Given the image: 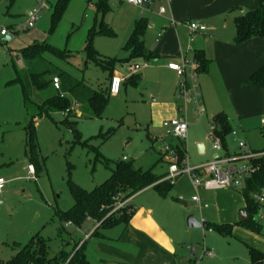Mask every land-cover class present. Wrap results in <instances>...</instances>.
Masks as SVG:
<instances>
[{
  "label": "rangeland",
  "instance_id": "obj_1",
  "mask_svg": "<svg viewBox=\"0 0 264 264\" xmlns=\"http://www.w3.org/2000/svg\"><path fill=\"white\" fill-rule=\"evenodd\" d=\"M87 1L69 0L53 23L52 11L56 0H0V30L6 28L10 36V40L3 41L0 34V177L6 181L4 192L0 196V264L16 253L17 243H27L31 235L36 233L45 240L50 257L62 250L70 253L85 241V254L90 264H113L110 261L112 257L96 248L98 238L93 235L86 237L99 223L88 218L78 227L57 216L59 211L67 210L73 204L69 180L83 189L91 190L109 176V168L102 160L96 159L95 148H98L101 156L111 161L122 159L123 156L126 160H132L136 169L146 170L154 165L153 173L159 174L172 162L163 146L175 145L179 141L167 133L162 125L164 121L180 115L185 118L188 125L184 138L186 163L191 167L211 159L212 141L206 131L211 123V112L225 113L233 124L238 121L227 93L221 97V103L215 106L213 94H204L203 99H206L208 105H204L202 113L195 109L196 104L192 99L184 102L179 98L178 76L175 74L173 81L172 76L161 68L162 58H151L146 67L138 70L132 69L133 64L143 60H131L130 66H127V62L117 63L116 70L121 76L138 74L146 82V87H143L142 82L138 85L128 82L125 87L122 84L118 95H110L103 114L100 117H89L87 102L90 95L99 88L106 89L109 77L118 72L113 71L108 75V72L86 57L84 47L88 31L97 15L96 7H88ZM96 1L92 0L94 5ZM108 2L112 11L106 13L104 20L109 23L115 35L94 36L92 46L99 54L107 57L126 56L123 46L129 35L125 29L128 28V20L133 12L136 17L143 14L147 20L146 47L155 54H159L156 53L159 49L164 54H170L167 51L171 50V44L159 47V41L156 40L162 22L157 15L159 6H143L145 10H140L138 7L122 4L119 0ZM248 6L241 5L226 14L231 36H234L235 30L233 18L252 9ZM33 9L38 11V16L34 26L28 28V10ZM216 22L218 23L217 20ZM205 34L208 36L209 33ZM192 35L199 37V34ZM34 41L46 42L60 53L46 51L42 58L22 60V66L19 65L15 59L16 52L13 51ZM191 57L192 55H187L188 59ZM42 71L48 72L49 78L58 76L62 94L71 101L67 111L51 112L50 116L36 115L38 104L50 96L61 94L51 84L41 91L33 87L30 73ZM17 76L21 82H14ZM203 76L207 77L206 74L198 73L197 81H201ZM240 95L241 92L237 94ZM26 97L28 100L25 101ZM199 100L203 105L200 96ZM32 116L39 170L30 162V153L26 148L24 126ZM74 119L77 121L79 142L75 141L71 129L63 124ZM99 133L110 136L102 140ZM148 134H157L160 138H154L152 144ZM244 135L250 148L264 149L261 118L247 120ZM230 136L227 138L228 150L236 146ZM198 144L203 146L202 152ZM29 164L33 166V173H28ZM237 192L241 193L240 190ZM168 194L175 198L173 206L167 209L163 204L161 207L169 227L168 237L172 248H159V256L163 257L165 252L168 253L166 264H188L189 260L193 264H253L250 248L264 254V203H258L261 207L251 215L259 230L234 225L238 226L236 232L233 227L232 235L222 236L215 229L208 232L205 225L188 227L186 218L193 214L197 221L204 219L211 225L225 222L235 224L241 221L239 218L242 208L231 205V199H224L222 194L213 190L196 191L185 173L174 179V185ZM195 195L202 197V203L208 204L209 208H199L193 204L190 199ZM158 196L156 190L150 188L132 197L131 203L136 207L133 213L135 221L143 219L142 207L150 204L152 199H159ZM128 199L117 207L115 218L121 219L119 213L130 209ZM179 201H184L186 206ZM152 208L153 215L156 216L159 204ZM184 210L189 213L185 215ZM245 213L247 218L248 214L246 211ZM170 223L172 226H169ZM125 227L120 221L110 227L99 228L98 231L113 240L109 244L126 245L123 240L118 241ZM139 245L143 249L147 248L146 242ZM204 249L213 256L205 255Z\"/></svg>",
  "mask_w": 264,
  "mask_h": 264
},
{
  "label": "trees",
  "instance_id": "obj_2",
  "mask_svg": "<svg viewBox=\"0 0 264 264\" xmlns=\"http://www.w3.org/2000/svg\"><path fill=\"white\" fill-rule=\"evenodd\" d=\"M68 1L69 0H56L52 11L53 23L61 15ZM256 3V6L251 10L233 18L235 29L233 43L239 44L250 38L256 37H260L264 40V0H256ZM95 7L97 11L95 24L88 31L87 44L84 47L87 59H91L93 63L99 65L102 70L108 72V75L112 74L117 63H129L131 60L154 59L152 52L146 47L144 40L148 26L145 17H140L134 21L132 30L123 46V50L126 52L125 57H107L99 54L92 46L94 36H114L115 33L104 20L106 13L111 10L108 0H97ZM46 51L60 53V51L46 42L31 43L20 48L17 53L22 60L33 61L42 58ZM194 59L198 63V73L206 72L208 59L204 57L202 51H195ZM47 74L48 72L46 71L30 73V81L36 90L41 91L49 86L51 78L47 77ZM109 79H111V76ZM128 79L130 83L137 84L140 78L138 74H130ZM14 82H21L20 77L17 76L14 79ZM245 83L262 88L264 95V65L252 72L246 79ZM109 98V85L106 89L99 88L94 90L87 102L88 116L100 117L109 102ZM26 100H28L27 97L25 98V101ZM70 102L69 98L64 97V95L59 96L56 94L50 96L41 104L37 105L36 115L50 116L51 112L67 111ZM33 117L34 116H32L24 126L26 131V148L30 153V162L32 161L34 166L39 170L40 166L37 162V152L35 148V123ZM211 119L213 126L210 128L208 136L215 134L220 140L224 154L228 155L227 138L233 130L229 118L225 113L218 112L214 114ZM63 124L71 129L75 141L79 142L76 119L70 123L65 121ZM109 136L110 134L100 135L99 133V137H101L102 140H105ZM157 137L158 136H153L150 139L151 142L153 143L154 138ZM171 147L175 162L181 167L182 162L186 159L185 142L178 141V143L171 145ZM94 153L96 154V159L102 160L103 164L109 168V176L91 190L83 189L69 180V192L73 199V204L67 210L59 211L57 213L60 220L69 222L78 227L82 226L88 218L99 223L96 229L92 230L90 235H97L99 234V228H107L120 221L125 225L128 223L135 208L130 205V209L127 210V212L122 210V212L119 213L121 219H118L114 217L116 212V210H114L116 202L124 201L130 198L133 194L147 187H152L159 195L165 197L173 187L174 181L165 179L166 173H153L154 165L146 170H140L134 168L132 160H108L101 156L98 148H95ZM251 161L256 167V170L246 179L245 187L241 190L245 202L243 208L247 212L248 217L244 221L241 220L235 224H207V227H210L212 231L215 229L222 236L232 235L234 225L259 230V226L254 225L251 215L252 212L256 211L257 208H260L261 205H259L258 202H255L251 194L259 192L264 183V156L257 157ZM62 228L63 227L61 226V229ZM16 248V253L2 264H90L85 254V241H82L78 248L74 247L73 251L70 253L62 250L58 254L50 257L48 255V246L45 240L39 235V233H36L31 235L27 243L23 245L17 243ZM249 254L251 263L253 264L264 259V254L255 248H250Z\"/></svg>",
  "mask_w": 264,
  "mask_h": 264
},
{
  "label": "crops",
  "instance_id": "obj_3",
  "mask_svg": "<svg viewBox=\"0 0 264 264\" xmlns=\"http://www.w3.org/2000/svg\"><path fill=\"white\" fill-rule=\"evenodd\" d=\"M119 2L122 4L125 3L134 6L132 4L124 2L123 0H119ZM154 4H156L159 7L163 6L166 8L164 13H159L157 10V15L159 16V19L162 21L159 27L161 28L159 32L162 31V35L158 38V40L156 36V40L159 41V47L161 46L164 47L168 44H171V50L167 51L170 54H164L162 49H159V52H156L159 54H155L154 52L151 51L154 57L153 60L162 58V62L160 65L161 68L166 73L170 74L174 81L175 72L166 66L167 62L179 61L181 57H187V55H192L191 59H194V52L202 51L204 57L208 59L207 70L206 72H203V74H206L207 77L203 76L201 78V81L198 82L200 96L203 100V107L204 105L206 106V104L208 105L206 99L205 101L203 99L204 94L206 93L213 94L214 106L215 104L221 103V97L225 93L228 94L227 96L230 98V101L232 102V105L234 107L233 111L238 119L236 124H233V122H231L230 118L228 117L232 129L236 131L235 135L230 134L231 136L230 135L229 136L232 138V141H234L237 146V147L235 146L234 149H229L228 151L230 154L239 152L240 148L238 147L237 144L238 141L243 140L246 143L245 135H244L245 122L247 120L255 119V117L259 119L261 118V121L264 119L263 116L264 95H263V99H261V94H263L262 88L245 83L246 79L250 76L252 72H254L257 68L264 65V40L260 37H256V38H250L239 44L233 43V36H231L232 31H230V28H228L226 14L231 9H235L245 4H248L249 5L248 7L254 8L257 4L256 0H152L150 4L145 3L143 6L151 7ZM87 6L93 7L95 5L92 2V0H88ZM143 6H134V7H138L140 8V10H145L143 9ZM241 10L242 8L240 9V11ZM30 11L31 10H28L26 21L29 18ZM110 11H112V7ZM85 17L87 16L85 15ZM140 17H144L143 14L138 17L135 16L134 12L131 14L128 20V28L125 29V31L128 30V35L132 30L134 21ZM216 20L218 21V23L216 22ZM190 21H196L205 25L206 30L201 33H195V34H199V37L192 35L187 24ZM106 23L109 24L108 22ZM94 24H95V19H94ZM149 26H152V24H150ZM183 30L185 31V33H183ZM205 32L209 33L208 36H206ZM5 35H8V32ZM5 35H1V36H5ZM18 50H14L13 53L15 52L17 53ZM23 61H28V60H23ZM129 63L131 64V61ZM129 63H127L128 64L127 66H129ZM113 71L118 72L116 70V65ZM116 75H119L122 78L121 86L123 84V86L125 87L126 84L129 82L128 78L130 74L129 76L127 75L121 76L118 72V74ZM52 77L53 76H51V79ZM139 82L140 83L142 82L143 87H146V82L141 80V78L139 79L138 83ZM138 83L136 85H138ZM50 84L52 85V83ZM109 84H110V79L108 80V85ZM171 88L173 89V86H171ZM254 88H260L261 91H259L260 89L257 90ZM58 91L62 93L61 86L60 89L57 90V92ZM240 92L241 95L237 96V94ZM211 111L213 110L211 109ZM212 113L213 112H211V117L214 115ZM212 126L213 124L211 119V123L208 129L206 130L207 135ZM148 136L149 139H151L153 136L159 137V135L157 134L155 135L148 134ZM246 145L248 146L247 143ZM198 146L200 148V151L202 152L203 146L201 144H198ZM248 148L253 151H258L257 149L250 148L249 146ZM217 154L222 155L224 154V152L223 150H219L217 152L212 148L210 160L216 157ZM123 158L124 156L122 157V159ZM167 172H168V167L162 173L167 174ZM4 188L0 196L3 194ZM150 188L152 187H147L145 189H150ZM199 190H213L214 192H218L222 194L224 199L225 198L231 199L230 202L231 205L235 207H241L242 208L241 212L244 210L243 208L245 206L244 198L241 193L237 192V190L240 189L199 188ZM135 194H133L128 199L129 204L134 208L136 207L131 202H132V197ZM158 198L159 199H152L150 204L142 207V211L144 213L143 219H139L135 221L133 217L134 214L131 215L128 223L126 224V227L118 237V241L120 242V240H123L124 242H126V245L109 244L113 240L110 237L106 236L103 232L101 233L99 232V234L93 235L99 240L97 241V244H95L96 248H98L102 253L104 252V254L112 257V260L110 261L113 262V264H131V263L132 264H166V256L168 253L165 252V255H163L164 258L162 257V255L159 256V248L160 246L172 248V245L169 244V237H168L169 227L168 225H166V222L164 220V216L162 212L163 207L161 206L164 204V208L167 209L169 206L172 207L173 206L172 202H175L174 201L175 198H173L169 194L165 197L159 195ZM200 198L203 201L202 197ZM190 200L193 204L195 203L192 201V199ZM179 202L183 204L185 203L184 201H179ZM158 204H159V212L157 213L156 216H154L152 207H155V205ZM203 208H209V205ZM241 212H240V217H241ZM187 213L189 212L184 210V214L187 215ZM239 220H241V218H239ZM225 223H230V222H225ZM169 226H172V223H170ZM236 227L238 226L234 227V232H236L237 229ZM208 232H213V231H208ZM102 240L108 243H104ZM141 242H146L147 248L143 249L139 245L141 244ZM155 251H158V254H155ZM191 263H193V261L189 260L188 264Z\"/></svg>",
  "mask_w": 264,
  "mask_h": 264
},
{
  "label": "built area",
  "instance_id": "obj_4",
  "mask_svg": "<svg viewBox=\"0 0 264 264\" xmlns=\"http://www.w3.org/2000/svg\"><path fill=\"white\" fill-rule=\"evenodd\" d=\"M126 3L132 4L134 6H143L145 3L150 4L152 0H123ZM159 13L165 12V7L160 6L158 8ZM38 16V11L33 9L29 12V18L27 20V27L31 28L36 21ZM191 33H201L206 30V26L196 22L190 21L187 23ZM7 29L3 28L0 30L1 35L7 34ZM162 35V31L158 33V38ZM150 60H143L141 63L134 64L132 69L138 70L141 67L147 66ZM166 66L175 72L178 76L177 82V91L179 93V98L184 102L192 99L196 104V110L199 113H202L204 108L199 102L200 91L198 87L197 75H198V63L195 59H188L187 57H181L179 61H168ZM122 78L119 75H114L110 79L109 84V94L117 95L120 91ZM51 83L56 90L60 89L59 78L58 76H53ZM63 94L61 93L60 96ZM201 97V96H200ZM202 103V102H201ZM163 127L166 128L168 134L172 135L179 141H184L186 136L188 125L185 118L180 115L178 117L171 118L162 123ZM262 127L264 129V119L262 120ZM232 135L236 134V131L232 130ZM208 138L212 141V148L215 151L222 150L220 140L215 134H211ZM238 147L240 151L237 153H229L228 155L217 154L212 160L202 163L196 167H191L186 163V159L182 162L181 167L175 162V157L173 156V150L171 144H165L164 150L166 154L169 155L172 162L168 166V172L165 179L174 181V179L185 173L189 176L191 183L196 191L199 188L205 189H218V188H236L242 190L245 187V182L248 177L256 170V167L253 165V159L264 156V149L260 151H253L248 148L246 143L243 140L238 141ZM123 159L126 160L124 157ZM182 169V170H181ZM34 169L32 165H28V172L33 173ZM6 181L0 177V194L2 193L3 188L5 187ZM252 198L255 202L264 203V183L261 186L259 192L252 193ZM192 201L198 205L199 208L207 207L208 204L202 203V200L199 195L191 197ZM123 201L116 202L114 210L118 206H122ZM201 225H205L207 231H212L210 227H207V222L204 219L200 220ZM91 234V233H90ZM89 235L86 234L88 238ZM204 254L212 256L213 254L204 249Z\"/></svg>",
  "mask_w": 264,
  "mask_h": 264
},
{
  "label": "water",
  "instance_id": "obj_5",
  "mask_svg": "<svg viewBox=\"0 0 264 264\" xmlns=\"http://www.w3.org/2000/svg\"><path fill=\"white\" fill-rule=\"evenodd\" d=\"M1 40L8 41V40H10V36L9 35L2 36ZM15 59L17 60L19 65L22 66L23 62H22V59L18 53L15 54ZM184 205H185V203H184ZM240 218L242 221H244L246 219V213L244 210L241 212ZM186 225L188 227H200L201 223L195 219L193 214H189L186 218ZM254 264H264V261L261 260V261L255 262Z\"/></svg>",
  "mask_w": 264,
  "mask_h": 264
}]
</instances>
